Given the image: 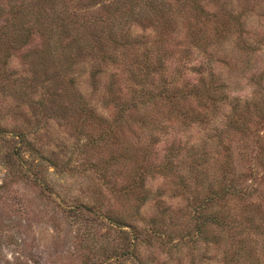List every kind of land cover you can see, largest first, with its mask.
Wrapping results in <instances>:
<instances>
[{"label":"rangeland","instance_id":"obj_1","mask_svg":"<svg viewBox=\"0 0 264 264\" xmlns=\"http://www.w3.org/2000/svg\"><path fill=\"white\" fill-rule=\"evenodd\" d=\"M259 83L264 0H0V264H264Z\"/></svg>","mask_w":264,"mask_h":264},{"label":"trees","instance_id":"obj_2","mask_svg":"<svg viewBox=\"0 0 264 264\" xmlns=\"http://www.w3.org/2000/svg\"><path fill=\"white\" fill-rule=\"evenodd\" d=\"M226 19H228V17ZM73 39L76 40L78 43H80L79 37L74 36ZM118 65L121 66L120 63H118ZM159 66H162V65L159 64ZM151 71H153V74H155L156 72H158V68L155 66L152 68ZM209 75H210V78L208 81L205 80V78L202 76L201 73H200V78L197 77L193 79H188L184 77L183 79H181L180 82H178V78L180 76L174 74V77L173 76L169 77V81H164L165 83L157 90V92L160 96H162L163 98L167 100V104L169 106L168 112L171 113L172 111H176L178 107L182 105V102H180V100L182 99L185 100L192 96V97H195L197 104L195 106L187 105V104H186V107L182 106L178 114L181 113L183 117L182 121L185 123L187 119H189L190 122L203 121L204 117H206L205 109H207V107H205V105H207L208 103L206 101L207 100L213 101L215 99V96L213 97L214 92L215 91L217 92L218 90L222 88L220 83H216V79H212V77L214 76V73L211 72L209 73ZM213 78H215V76ZM140 79L142 80V83H144L145 80L150 81V79H147V77L146 78L140 77ZM114 83L115 81H112L111 85H113ZM171 84H173V87L169 86ZM261 84L262 83H259L256 86V90L253 92L254 97H252L253 101L256 102V105L258 106H261L262 100H264V87H262ZM161 122L158 121L157 123H152L155 125L154 127H151L150 129H155L156 126L162 125ZM204 173H205V177L209 176L207 175L206 172ZM217 185L218 186H216L215 188H212L213 185H210V189L212 190V192L208 194L207 197L203 200L204 206L207 203L215 202L214 200H220L222 195L226 193H229V192L234 193L235 186L233 183L225 184L222 182H218ZM215 213L212 214L211 219L215 220L216 224L223 223L225 217L223 215H220L219 213L215 215ZM204 215L205 214H203V212L199 211L196 217L197 227H198L199 232L202 230L204 223H205Z\"/></svg>","mask_w":264,"mask_h":264}]
</instances>
